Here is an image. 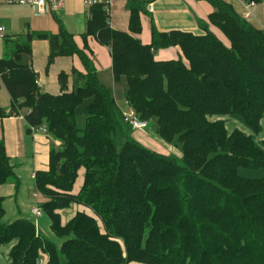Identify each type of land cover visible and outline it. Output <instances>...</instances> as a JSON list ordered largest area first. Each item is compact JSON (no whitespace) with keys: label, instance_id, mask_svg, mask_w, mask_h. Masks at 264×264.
Returning <instances> with one entry per match:
<instances>
[{"label":"trees","instance_id":"16d2710c","mask_svg":"<svg viewBox=\"0 0 264 264\" xmlns=\"http://www.w3.org/2000/svg\"><path fill=\"white\" fill-rule=\"evenodd\" d=\"M208 19L229 40L208 29L194 33L159 31L143 43L141 13L151 0H128L129 29L112 27L106 3L90 5L80 47L58 19V33L18 36L10 57L0 58V76L12 99L0 120L20 114L31 127L46 126L60 142L49 151L47 169L36 171L39 207L49 215L63 242L38 232L30 219L6 223L0 196V246H10L13 264H264V177H246L240 169L264 167V30L239 14L228 0H205ZM261 3L264 0H247ZM34 36L50 42L47 70L59 56L77 55L85 73L61 72V92L38 85V73L23 55L32 54ZM110 49L115 81L127 80L126 100L148 126L156 120L165 142L181 143L180 162L152 150L133 136L122 119L112 89L102 84L88 38ZM8 39V38H7ZM7 41H13L8 39ZM8 43V42H7ZM179 46L182 57L157 59L161 48ZM85 126L77 110L85 100ZM239 116L253 134L229 132L220 117ZM84 168L80 191L73 192ZM18 177L4 138H0V186ZM84 205L66 224L60 210Z\"/></svg>","mask_w":264,"mask_h":264},{"label":"crops","instance_id":"0c3cea01","mask_svg":"<svg viewBox=\"0 0 264 264\" xmlns=\"http://www.w3.org/2000/svg\"><path fill=\"white\" fill-rule=\"evenodd\" d=\"M228 1L233 4L237 12L241 15L248 2L247 0ZM150 3L152 4V10H149L147 5V11L142 12L140 15L143 29L139 37L143 43L146 44L150 43L152 40L153 24L159 31L179 29L200 34L201 25L209 23L208 16L214 10L212 5L205 0H151ZM110 5L112 27L121 30H128L130 18L132 17L128 0H111ZM89 9L90 5H87L85 0H66L65 5L61 10L53 11L45 15H37L31 6L0 2V26L5 27V37L0 38V58L7 54V42H9L7 41L8 36H11V40L16 41L19 35L28 32L47 30L51 33H58L60 30L58 19L74 34L77 44L80 47H83L84 41L82 34L86 30ZM251 11L252 17L248 21L255 27L264 30V1L252 6ZM211 29L222 40L218 30L213 27H211ZM223 42L229 44L228 39ZM88 44L92 50V58L97 67L99 80L102 84L112 89L118 108L120 106V100L116 97L115 89L117 88L119 81H115L114 79L110 49L107 46L100 44L95 37H89ZM50 53L51 46L49 40L34 36L32 41V54H26L27 57L25 62L31 63L34 70L38 73V81L40 82L41 89L52 94H59L61 92V85L59 82V75L61 72H66L69 75V90L76 88L78 82L73 70L76 69L79 72L85 73V67L79 56H59L47 70ZM155 57L157 59L184 58L179 46L158 49L155 52ZM125 104L129 107L127 100ZM0 105L6 111H10L12 108L11 96L3 84L1 76ZM27 128L28 123L26 119H23L18 115L0 120V138H4L8 154L11 157V164L13 165L19 180L18 186H16L15 181L14 184L8 182L0 186V196L4 197V204L9 196L17 194V191L19 192V187L22 183L26 182L29 173H31V179H33L32 176L37 170L48 168L49 151L54 144H60V142L55 140L49 132L34 134L29 132ZM148 133V131L144 132L137 130L133 131L132 134L140 142H146L160 148L162 142L159 135L158 138H152L150 137L152 134ZM16 158L20 159V161H13V159L15 160ZM82 170L84 173L81 175ZM84 174L85 169L82 168L79 171V177L73 189L75 194L80 191L83 185ZM33 180L35 181V179ZM37 199L40 200L41 197L39 196ZM72 205H75L72 209L76 211L68 212V219L65 221L63 219V212L67 209H71L70 207ZM72 205L69 208L59 211L63 224H66L79 211L88 214L93 213L90 208L84 205L77 203ZM38 232L42 234L39 230ZM42 264H48V256L46 254Z\"/></svg>","mask_w":264,"mask_h":264},{"label":"rangeland","instance_id":"374dc122","mask_svg":"<svg viewBox=\"0 0 264 264\" xmlns=\"http://www.w3.org/2000/svg\"><path fill=\"white\" fill-rule=\"evenodd\" d=\"M109 9H111V5L108 4ZM211 27L218 30L220 37L223 41H226V37L223 34V32L216 26H212L210 23H208V29L212 31ZM129 29V28H128ZM47 31V30H45ZM207 30L201 26V33H205ZM213 32V31H212ZM214 33V32H213ZM11 36H8V39H10ZM15 47V41H9L7 46V54L6 56L10 57L12 54V50ZM27 55H24V61H26ZM184 59V58H183ZM185 60V59H184ZM127 80L126 78H122L121 81L118 82L117 88L115 89L116 97L120 100V106L118 107V112L123 119V112L128 110L129 107L125 104L126 102V92H127ZM90 99L85 100L83 104H81L77 110V126L79 128H83L85 126V114L84 109L85 107L90 103ZM221 119L225 120L227 124V128L229 132H232L234 130H241L246 134H253L251 129L246 125V123L241 119L239 116L231 115V116H224L220 117ZM262 131L259 134H253L256 142L261 145L264 140V119L262 121ZM157 129V123L156 120H154L149 126L146 131H148V134L152 138H158V134L156 132ZM139 136V135H138ZM137 136V137H138ZM160 137V136H159ZM161 138V137H160ZM160 140V139H157ZM160 148L157 146L155 147L152 144L144 143L147 147H149L152 150L158 151L163 154L172 155L180 162H183L182 159V150H181V143L176 139L172 143L165 142L163 139H161ZM13 161H20V159H13ZM240 174L246 176V177H264V167L259 169H250V168H243L240 169ZM84 173V171H81V175ZM34 179V178H33ZM31 179V173L28 174V178H26V182L22 183V185L19 187V192L17 191V194H14L12 196H9L6 203L4 204L6 214L4 215L3 220L6 223H10L18 218H27L32 220L36 225H38V230L42 233V235L53 242L57 244V246H60L63 242V238L59 237L52 229V221L51 218L47 213H45L41 209L42 215L38 216V218L34 215V213L31 212L32 208L35 206H38L39 200L34 197V192L36 191V184L35 181ZM9 183L14 184V180H10ZM77 186V185H76ZM75 205H72L70 208L63 212V219L66 221L68 219L67 213L71 211H76L72 208H74ZM75 213V212H72ZM0 264H13L10 256V246L4 245L0 246Z\"/></svg>","mask_w":264,"mask_h":264},{"label":"built area","instance_id":"2783aa9c","mask_svg":"<svg viewBox=\"0 0 264 264\" xmlns=\"http://www.w3.org/2000/svg\"><path fill=\"white\" fill-rule=\"evenodd\" d=\"M66 0H0V2H5L7 4H20V5H28L33 8L35 13L37 15H45L48 13H51L53 11L61 10L65 5ZM87 5H92L96 3H106L107 5L110 4L111 0H85ZM254 2H247L245 5V9L243 12V17L247 20H249L252 17V11L251 7L254 6ZM149 10H152V4H148ZM5 37V27L0 26V38ZM38 85L40 86V82L37 80ZM30 113V110H25L23 112H20L19 116L23 119H25V116ZM123 118L124 121L134 130V131H144L148 129V122L141 120L137 112L129 106V109L123 112ZM32 133H48V128L46 126L41 127H31ZM34 179L36 177V174H33L32 176ZM40 196L39 190L36 188V191L34 192V197L38 198ZM32 213L35 214V216L42 215L41 208L38 206H35L31 210ZM45 254H42V257L40 259L39 264H42L44 261Z\"/></svg>","mask_w":264,"mask_h":264}]
</instances>
